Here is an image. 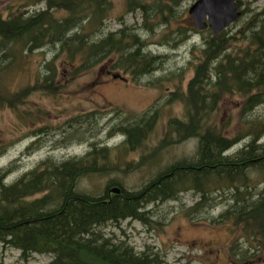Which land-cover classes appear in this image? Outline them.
I'll return each instance as SVG.
<instances>
[{"label":"trees","instance_id":"16d2710c","mask_svg":"<svg viewBox=\"0 0 264 264\" xmlns=\"http://www.w3.org/2000/svg\"><path fill=\"white\" fill-rule=\"evenodd\" d=\"M130 3L131 9L144 7L138 0ZM47 4L46 9L16 12L7 17L0 14V107L8 104L19 108V103L24 104L26 98L38 91L46 96L60 93L65 85L58 81V61L62 65L60 70L63 67L62 72H69L70 79L97 67H107L115 75L126 73L135 81L163 62L164 56L146 49L147 44L135 26L123 24L118 30L102 34L112 5L108 0H47ZM56 7L64 8L65 14L57 15L53 11ZM241 11L236 23L245 14L248 16L237 32L230 35L231 28H227L204 39L187 92L172 94L173 99L183 102L184 117L170 120L164 137L151 150L153 154L146 155L154 162L166 147L197 138L199 147L194 159L166 166L137 191H129L113 180L103 195L77 189L82 177L120 168L119 147L100 146L98 141L90 142L81 156L63 161L49 157L10 183L5 182V173H1L0 242L20 250L26 260L34 253L50 254L53 260L49 264H155L157 259L152 254L114 243L101 228L126 218L144 220L145 206L175 199L190 189L202 194L197 207L210 204L214 191L229 192L232 208L219 221L234 219L235 226L261 228L264 235V194L254 199L260 181L250 177L251 171L256 170L264 182V115L246 120L245 137L250 140L232 154L229 151L242 137L230 136L215 121L224 97H241L243 114L264 104V12ZM190 30L196 32L194 26ZM40 51L45 55L49 52L51 58L40 62L33 81L20 91L6 93L2 87L4 74L13 69L20 56ZM31 62L34 64L35 60ZM26 113L29 117L28 110ZM95 115L90 112L70 120V127L78 126L69 138L85 139L92 129L86 125L94 123ZM155 120L156 114L127 120L109 134L123 135L121 146L135 151L146 142ZM48 129L44 126L37 131L41 134ZM33 149L35 146H29L27 153ZM146 156L134 167L138 168ZM114 185H120V194L109 192Z\"/></svg>","mask_w":264,"mask_h":264},{"label":"rangeland","instance_id":"374dc122","mask_svg":"<svg viewBox=\"0 0 264 264\" xmlns=\"http://www.w3.org/2000/svg\"><path fill=\"white\" fill-rule=\"evenodd\" d=\"M108 1L112 5L102 34L118 30L123 24L135 26L147 44L146 49L164 56L163 62L156 70L135 81L122 72V78H114L116 72L107 67H97L70 79L69 72H62L63 67L60 70L62 65L58 61V81L65 85L60 93L46 96L38 91L26 98L24 104L19 103V108L8 104L0 107V152L4 150L0 153V174L5 173V182L15 181L49 157L63 161L81 156L92 141H98L100 146L119 147L122 158L116 171L79 180V191L96 195L105 194L113 180L129 191L140 190L166 166L197 156V138L166 147L154 162L146 155L153 154L151 150L164 137L169 121L184 117L183 102L173 99L172 94L187 92L188 82L199 62L198 52L203 48L204 39L213 34L210 28L198 30L189 14L190 7L198 0H138L143 9H131L132 0ZM33 2L35 0H0V14L7 17L16 12L48 7L47 0L34 5ZM237 4L242 10L248 9L249 14L264 12V0H237ZM56 8L53 11L57 15L65 14L64 8ZM247 16L248 13L241 22L236 23L238 19L228 27L231 28L230 35L237 32ZM193 26L196 32H191ZM48 53L45 55L40 51L20 56L13 69L3 76L2 87L6 93L20 91L31 83L40 62L45 57L51 58ZM30 58L35 60L34 64ZM242 100L237 95L224 97L215 115L217 124L227 129L230 136L242 137L229 151L231 154L250 140L245 137L248 130L243 124L246 120L264 115V104L248 114L241 113ZM37 112L40 113L38 117ZM90 112L96 113L97 119L92 125H86L92 129L86 133L85 139L69 138L78 124L72 128L68 122ZM147 114H156V120L146 142L135 151L121 146L123 135L109 134L122 122L139 120ZM44 126L49 129L38 134L37 130ZM261 142H264V136ZM32 145L35 149L27 153V148ZM143 156L146 157L142 164L134 167ZM250 177L260 181L258 194L254 196L256 199L264 194L263 177L256 170L251 171ZM201 196L194 189L182 191L175 199L145 206L142 209L144 220L126 218L117 223L110 222L101 230L116 244L122 243L135 252L152 254L157 259L155 264H264L261 228L252 230L245 229L244 225L235 226L234 219L220 222L221 215L232 208L230 193L214 191L210 204L197 207ZM21 255L20 250L0 242V264H49L53 260V256L46 253H34L27 260Z\"/></svg>","mask_w":264,"mask_h":264},{"label":"water","instance_id":"95a60500","mask_svg":"<svg viewBox=\"0 0 264 264\" xmlns=\"http://www.w3.org/2000/svg\"><path fill=\"white\" fill-rule=\"evenodd\" d=\"M189 14L198 30L211 29L214 35L236 22L242 15L237 0H198L189 9ZM114 78H122L120 74ZM111 193L120 194L122 188L114 186Z\"/></svg>","mask_w":264,"mask_h":264}]
</instances>
